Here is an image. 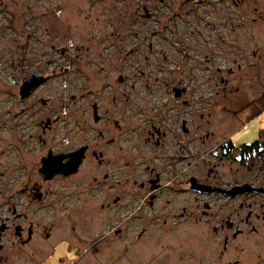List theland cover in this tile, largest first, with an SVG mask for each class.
<instances>
[{
	"label": "flooded vegetation",
	"instance_id": "flooded-vegetation-1",
	"mask_svg": "<svg viewBox=\"0 0 264 264\" xmlns=\"http://www.w3.org/2000/svg\"><path fill=\"white\" fill-rule=\"evenodd\" d=\"M149 3L152 25L180 18L211 28L224 64L208 86L222 116L206 118L203 131H190L180 114L169 123L141 117L126 130L127 84L106 79L79 94L68 86L39 97L52 106L35 131L0 132V264H20L10 249L31 257L47 244L44 256L61 250L62 264H264V0ZM32 76L42 79L26 97L19 93L23 102L47 80L23 81ZM170 90L188 115L186 89ZM75 103L87 116L76 110L72 122ZM57 105L68 108L66 117ZM77 152L74 170L45 172L49 158L64 164ZM53 207L68 228L33 216Z\"/></svg>",
	"mask_w": 264,
	"mask_h": 264
},
{
	"label": "rangeland",
	"instance_id": "rangeland-1",
	"mask_svg": "<svg viewBox=\"0 0 264 264\" xmlns=\"http://www.w3.org/2000/svg\"><path fill=\"white\" fill-rule=\"evenodd\" d=\"M149 1L0 0V132H20L23 125L35 131V121L52 106L40 103L39 97L52 98L56 88L63 91L68 86L70 93L79 94L94 89L104 79L110 85L127 84L124 90L129 99L120 104L121 124L126 130L141 117L154 120L161 116L163 123H169L175 115L188 116L190 131L205 130L206 118H220L208 84L215 80L212 71L224 63L211 28L203 23L188 27L180 18L169 27L152 25L143 10V6L151 8ZM30 74L47 75V80L23 102L19 87ZM171 85L186 89L188 115ZM86 98L81 100L85 104ZM85 104H71L73 113L68 119L77 122L75 112L79 109L86 117ZM56 108L66 117L67 107ZM249 130L244 129L241 135L248 137ZM2 206L0 199V212ZM60 214L53 207L44 211L43 218L38 213L33 216L49 225L51 220L57 223ZM58 223L60 229L69 227L66 220ZM47 245L31 257L28 252L11 249L8 253L14 263L35 264L43 258L41 264H62L57 261L61 250L44 256Z\"/></svg>",
	"mask_w": 264,
	"mask_h": 264
},
{
	"label": "water",
	"instance_id": "water-1",
	"mask_svg": "<svg viewBox=\"0 0 264 264\" xmlns=\"http://www.w3.org/2000/svg\"><path fill=\"white\" fill-rule=\"evenodd\" d=\"M41 79H42L41 76L40 77L32 76L30 79L23 81L22 84L20 85V89H19L20 96L22 98L26 97L27 94L30 92L31 88L33 86H35V84ZM119 80H121V78H119ZM71 156H72L71 159L64 164H60V161H57L56 157L49 158L44 163L45 172H47L48 170H52V171H54V170L61 171L62 170V171H66V172L74 170L78 164V159L76 161H74L75 158L73 159V157H79L78 152L75 154H72Z\"/></svg>",
	"mask_w": 264,
	"mask_h": 264
}]
</instances>
